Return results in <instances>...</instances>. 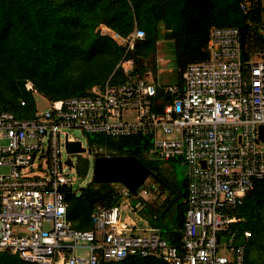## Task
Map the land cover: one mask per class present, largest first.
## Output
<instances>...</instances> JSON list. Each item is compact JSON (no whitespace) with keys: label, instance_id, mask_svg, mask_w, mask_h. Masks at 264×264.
<instances>
[{"label":"built area","instance_id":"obj_1","mask_svg":"<svg viewBox=\"0 0 264 264\" xmlns=\"http://www.w3.org/2000/svg\"><path fill=\"white\" fill-rule=\"evenodd\" d=\"M240 9L251 32L264 39V0H241ZM99 30L127 51L145 37L137 28L125 38ZM241 46L238 29L213 28L207 59L187 66L180 97L176 86L162 84L159 95L153 79L128 75L122 84L94 86L87 96L46 100L47 109L36 106L28 118L0 111V252L29 264H107L130 256L245 264V245L232 228L245 196L264 181V42L249 61L242 60ZM131 65L120 64L128 73ZM74 132L112 140L143 136L150 161L184 162L187 210L178 245L151 229L135 233L120 221L121 205L96 208L93 230L73 229L64 191L78 184V158L94 160L103 152L89 154ZM76 142L85 153H67L66 143ZM121 193L130 197L123 187Z\"/></svg>","mask_w":264,"mask_h":264},{"label":"trees","instance_id":"obj_2","mask_svg":"<svg viewBox=\"0 0 264 264\" xmlns=\"http://www.w3.org/2000/svg\"><path fill=\"white\" fill-rule=\"evenodd\" d=\"M241 0H0V111L28 118L36 110L34 94L48 101L82 97L94 86L122 84L128 75L157 80L158 43L164 42L174 59V76L168 85L183 93V73L187 66L207 59L206 45L213 28H236L241 35L242 60L249 61L261 48L264 39L251 32L247 15L240 9ZM105 26L120 37L135 28L144 32L142 41L131 50L108 35H100ZM131 61V70L120 66ZM31 83L32 90L26 89ZM161 86L157 92L161 94ZM165 99V98H163ZM24 103V105H21ZM160 109V107H159ZM93 152L99 156H130L149 168L167 199L158 212H175L174 224L160 231L172 245L182 240L187 210V184L177 192L168 183L161 164L148 159L149 139L131 136L112 140L88 135ZM90 162L78 158V183L84 182ZM146 182L141 189H144ZM140 189V190H141ZM118 184L88 181L64 191L67 218L73 229H94L91 214L98 207L112 208L124 201ZM139 190V191H140ZM133 195L130 194V197ZM143 202L141 198H138ZM144 203V202H143ZM148 206V204H147ZM233 226L237 242L245 245V264H264V181L244 198ZM159 215L158 218H160ZM157 226V225H156ZM159 226V225H158ZM244 232L250 237L245 238ZM0 264H29L16 255L0 252ZM107 264H166L140 256H130Z\"/></svg>","mask_w":264,"mask_h":264},{"label":"rangeland","instance_id":"obj_3","mask_svg":"<svg viewBox=\"0 0 264 264\" xmlns=\"http://www.w3.org/2000/svg\"><path fill=\"white\" fill-rule=\"evenodd\" d=\"M159 59H162L164 62H162L163 64L159 65L160 72H158L157 80L156 81L154 80V82L159 83V84L168 85L169 83H171L170 79L174 76V59L170 51L167 50L166 52V45L163 41L158 43L157 60L159 61ZM150 79H152V77H150ZM34 98H35V102L39 109L41 110L47 109L48 104L46 100L42 98V96L35 93ZM74 135H76L77 137L81 139L82 143L87 148L88 153L90 154L91 150L87 142L88 138L86 137L88 135L81 136L79 132H74ZM74 157H75L74 158V161H75L77 156H74ZM89 162H90V171H89L87 179L82 183L77 182L78 183L77 185L81 187L85 186V184L88 181H90L92 178L93 159L89 160ZM156 164H161L160 168L162 167L168 183H170L177 192H180L182 190L183 182L184 180H186V176H187V169H186V166L184 165V162L178 159L174 162L156 163ZM71 172H72V176L75 178L74 170H71ZM143 191H147V194H144V193L142 194L143 199L146 200V202H148V206H149L145 209V211H143L146 213H149V211L151 210L150 207L153 210L159 207V205H161L164 202L168 194L167 192L162 191L160 185L153 182V180H150V178L146 180L145 190ZM133 202L137 203L138 205L137 200H133V201L128 200V203L130 204H133ZM140 212L142 211H138L136 213L140 215L141 214ZM137 214H128L125 201L121 203L120 220L122 222H126L130 218L132 220L137 219L138 217ZM170 219H171L170 216H167L166 218L160 217L159 219H157V223L161 225L166 224V226H168L170 225V221H171ZM136 228L137 229L140 228V225H137ZM135 233L141 234L139 230H137V232Z\"/></svg>","mask_w":264,"mask_h":264},{"label":"water","instance_id":"obj_4","mask_svg":"<svg viewBox=\"0 0 264 264\" xmlns=\"http://www.w3.org/2000/svg\"><path fill=\"white\" fill-rule=\"evenodd\" d=\"M260 139L264 140V126L259 128ZM69 154L85 153L80 143H66ZM148 178H155V174L138 159L130 156H100L93 160L92 181L96 184H118L137 195Z\"/></svg>","mask_w":264,"mask_h":264},{"label":"crops","instance_id":"obj_5","mask_svg":"<svg viewBox=\"0 0 264 264\" xmlns=\"http://www.w3.org/2000/svg\"><path fill=\"white\" fill-rule=\"evenodd\" d=\"M101 27V26H100ZM99 33H100V30H99ZM101 35V34H100ZM162 59H159V62L161 61ZM161 63H158V65H160ZM158 72H160V69H159V66H158ZM43 98V97H42ZM45 99V98H44ZM46 100V99H45ZM36 106H37V104H36ZM176 160H178V159H175V160H172V161H169V162H174V161H176ZM153 162V161H152ZM154 163H156V162H154ZM166 163H168V162H166ZM143 190H145V188L144 189H141L139 192H138V194L137 195H133L132 197H129V198H127V199H125L124 201H125V203H126V209H127V213L128 214H137L136 212H138V211H142V212H140L141 214L140 215H138V217H137V219H134V220H132L131 218L129 219V220H127L126 222H123V223H125V224H128V225H131L132 226V229L135 231V232H137V230H139V232H142L143 230H145V229H151V230H154V231H157L159 234H160V231L161 230H163V228L164 229H166V228H168V227H172L173 226V224H174V221H173V215H175V212H158V210H157V208L156 209H152L151 207H150V211H149V213H146V212H143V211H145V209L147 208V207H149V206H147V204H148V202H146V200H144L143 199V193L144 194H147V191H143ZM167 197H168V194H167V196H166V199H167ZM138 198H141L142 200H143V202H140L139 200H138ZM165 199V200H166ZM128 200H131V201H133V200H137L138 201V205H137V203H134L133 202V204H130V203H128ZM164 200V201H165ZM123 201V202H124ZM162 205V204H161ZM161 205H159V206H161ZM139 207V208H138ZM142 209V210H141ZM159 215H161V217H163V218H166L167 216H170V225H168V226H166V224H163V225H161V224H158L157 223V219H159L158 217H159ZM121 221V220H120ZM122 222V221H121ZM137 225H140V228H136L137 227ZM157 225V226H156ZM159 225V226H158ZM164 226V227H163Z\"/></svg>","mask_w":264,"mask_h":264},{"label":"flooded vegetation","instance_id":"obj_6","mask_svg":"<svg viewBox=\"0 0 264 264\" xmlns=\"http://www.w3.org/2000/svg\"><path fill=\"white\" fill-rule=\"evenodd\" d=\"M154 179H157L156 177Z\"/></svg>","mask_w":264,"mask_h":264}]
</instances>
